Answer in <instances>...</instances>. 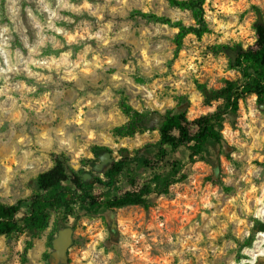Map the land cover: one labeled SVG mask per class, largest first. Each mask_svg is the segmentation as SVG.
Returning <instances> with one entry per match:
<instances>
[{
    "label": "rangeland",
    "instance_id": "obj_1",
    "mask_svg": "<svg viewBox=\"0 0 264 264\" xmlns=\"http://www.w3.org/2000/svg\"><path fill=\"white\" fill-rule=\"evenodd\" d=\"M0 0V203L29 197L37 175L62 154L66 165L91 177L82 163L92 146L111 149L114 160L134 156L158 130L118 137L126 121L120 92L139 110H185L191 120L222 100L204 101L196 82L219 88L241 74L229 67L235 53L213 54L216 44L256 47L255 23L264 22V0H207L210 32L189 34L174 57L177 29L137 11L194 22L188 10L167 0ZM182 97V100H181ZM223 145L207 161L189 163L180 148L166 160H181L186 178L169 194L153 197L148 210L131 205L91 216L68 215L75 225L66 264H264V104L240 100L221 125ZM194 130V129H192ZM99 160L96 162L99 163ZM163 162L119 177L110 194L137 190ZM109 165V164H108ZM107 165V166H108ZM131 175L135 177V164ZM96 192H104L98 187ZM50 226L18 241L0 238V264H51ZM33 242L23 262L26 241ZM251 240V243H248Z\"/></svg>",
    "mask_w": 264,
    "mask_h": 264
},
{
    "label": "trees",
    "instance_id": "obj_2",
    "mask_svg": "<svg viewBox=\"0 0 264 264\" xmlns=\"http://www.w3.org/2000/svg\"><path fill=\"white\" fill-rule=\"evenodd\" d=\"M167 1L171 6L190 11L194 22L186 24L182 20L139 10L137 13L177 29L173 38L176 57L189 34L201 39L204 34L210 32L206 19L207 0ZM254 29L257 35L256 47H244L240 43L232 46L216 44L210 47L213 54L234 52V57L229 60V67L241 74L239 80L226 79L219 88H210L206 83L196 82L205 103L222 100L213 111L190 120L185 110H168L162 114L161 123L157 126L153 123L156 112L135 108L129 102L128 96L121 91L118 104L126 116V121L114 127V134L118 137H133L136 134L158 130L159 139L146 142L137 148L134 156H122L114 160L103 170V177L97 175L88 180H85L82 170L67 166L62 154L55 155L54 165L40 172L35 178V189L29 197L19 199L15 204L0 203V238L5 236L12 242L18 241L25 233L43 231L50 226L52 213L57 210L61 211L63 216L57 220L59 227L49 236L48 245L53 250V239L58 230L65 227L62 220L68 215L91 216L131 205H140L148 210L155 204L153 197L169 194L172 185L186 178V173L182 171L184 162L179 159L166 160L170 155L184 147L187 149L189 163L207 161L211 156V147L223 145L224 136L220 127L228 113L237 112L240 100L254 95L258 104H264V22L258 20ZM105 151L111 152V149L93 145L94 156L83 159L82 163L94 167ZM153 162L164 164L158 170L153 169V176L139 189L120 195L110 194L115 190L121 175H127L134 181L138 173L136 170L149 168ZM134 164L135 177L131 175ZM100 186L104 188V192L98 193L96 189ZM256 221L264 227V223L258 219ZM72 227L75 230L76 226ZM248 243H251V240ZM32 244L31 240L26 241L22 252L23 262L26 261V254ZM51 252L46 254L48 263L52 261Z\"/></svg>",
    "mask_w": 264,
    "mask_h": 264
},
{
    "label": "water",
    "instance_id": "obj_3",
    "mask_svg": "<svg viewBox=\"0 0 264 264\" xmlns=\"http://www.w3.org/2000/svg\"><path fill=\"white\" fill-rule=\"evenodd\" d=\"M114 159L111 156V152L105 151L100 156V162L94 166V169L101 172L108 164L112 163ZM85 180L91 178L88 173L84 174ZM74 241V229L72 226H65L58 230L57 235L53 239V250L51 252L52 261L51 264H66L69 261V249Z\"/></svg>",
    "mask_w": 264,
    "mask_h": 264
}]
</instances>
